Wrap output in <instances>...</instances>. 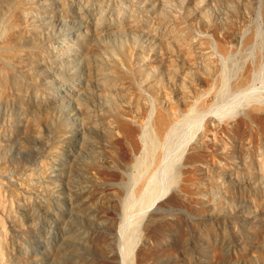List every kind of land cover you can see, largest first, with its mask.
I'll use <instances>...</instances> for the list:
<instances>
[{"label":"rangeland","instance_id":"374dc122","mask_svg":"<svg viewBox=\"0 0 264 264\" xmlns=\"http://www.w3.org/2000/svg\"><path fill=\"white\" fill-rule=\"evenodd\" d=\"M1 66L3 264H264V0H0Z\"/></svg>","mask_w":264,"mask_h":264},{"label":"bare ground","instance_id":"6f19581e","mask_svg":"<svg viewBox=\"0 0 264 264\" xmlns=\"http://www.w3.org/2000/svg\"><path fill=\"white\" fill-rule=\"evenodd\" d=\"M3 67L4 66H1L0 67L1 68L0 69V81H1L0 83H3V84L6 85L7 83L9 84V82H10V85L12 84L15 88H18L19 87V79H18V76L14 72H12L11 70L4 69ZM157 111H158L157 114H155L156 116H154V124L152 123L154 125V127H155V132H156L155 133L156 134L155 136L156 137H153V135H152V136H149V138H148V140H149L150 137H151L152 142L154 144V145L152 144L153 151L150 150V151L153 152V153L151 152L152 155L155 152L154 149H155V146H156L157 141H158L157 139H160V138H157V135H158V137H159V134L160 133H161L160 135H162L165 127H167V124L169 123L166 113L163 110L160 111L159 109H157ZM152 122H153V120H152ZM121 124H122L123 127L125 126L123 123H121ZM127 126H129L128 123H127ZM127 126L124 129V131L126 130V133L130 131V129ZM84 130L86 132V129H84ZM131 130H133V129H131ZM87 134H90V128L89 127L87 128ZM155 157H153L152 160ZM178 196H179L178 194L173 195V197H172L173 200H175V199L177 200L178 199ZM170 200H171V198H170ZM3 203H4L3 200L0 198V214H1L0 215V264H3L2 263V257H3V249L2 248H3V246L1 244V240L5 237V224H4V219H3V215L2 214H4L5 209L7 208L6 205H4ZM150 232H152V231H150Z\"/></svg>","mask_w":264,"mask_h":264}]
</instances>
